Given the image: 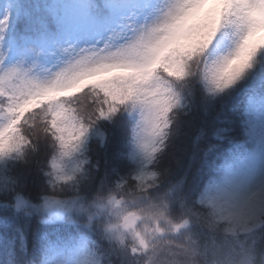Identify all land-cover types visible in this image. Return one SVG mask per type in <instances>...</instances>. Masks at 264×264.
Masks as SVG:
<instances>
[{"label":"snow or ice","instance_id":"1","mask_svg":"<svg viewBox=\"0 0 264 264\" xmlns=\"http://www.w3.org/2000/svg\"><path fill=\"white\" fill-rule=\"evenodd\" d=\"M226 25L239 34L235 48L206 63L210 46ZM261 51L264 0H169L160 18L138 30L126 45L85 53L54 79H32L16 69L0 74V157L32 144L27 129L44 114L46 130L59 148L52 163L55 181L70 180L66 158L80 150L97 119L129 102L143 109L139 139L153 155L171 126L173 81L184 79L190 65L199 61L214 88L223 91L253 66ZM85 95L90 96L86 107L81 101ZM155 178L156 173L144 172L110 191L101 190L92 201L74 202L68 209L71 220H87L89 237L107 235L115 241L112 251L120 264H144L145 258L153 264H207V248L191 236L178 239L171 230L174 217L167 201L151 191ZM209 203L217 220L229 222L227 231L247 232L248 221L264 209V192L242 196L219 191ZM218 255L227 264H264V234L242 236ZM79 264H88L87 257Z\"/></svg>","mask_w":264,"mask_h":264},{"label":"trees","instance_id":"2","mask_svg":"<svg viewBox=\"0 0 264 264\" xmlns=\"http://www.w3.org/2000/svg\"><path fill=\"white\" fill-rule=\"evenodd\" d=\"M122 1L124 0H87L92 9L99 7L102 11L109 10L111 15L118 12L120 8L118 3H122ZM46 6L51 7V11H46ZM71 8L73 7L70 0H9L7 17L2 23L0 22L1 49H7L9 56H11L9 54V50H11L14 52V58L21 57L30 63H41L43 60L48 59L50 47L56 45L61 47L55 32L53 33V24L59 16L68 17L71 13ZM95 11L97 10L91 12ZM224 36L225 34H223L221 29L213 42H221ZM11 38L29 44L17 47ZM201 75L202 67L200 62L197 61L190 65L188 75L184 79L175 80L170 85L175 102L171 115V126L166 132L160 150L156 153L151 164L148 163L149 169L150 167L152 168L150 172L156 173L157 178L159 175L162 177V174L167 175L170 172L169 169L158 174V167L166 162L169 155L173 157L178 147L184 145V148H187L189 146L188 151L195 144H198L202 149L209 147V140L211 138L214 139L212 136L210 138L207 133L212 127L210 121L219 111L222 112V119L229 124H224L226 129L229 130L228 135L240 138L233 140H240L243 143L242 146L235 147V151L238 153H241V150L247 151L245 147L248 137L247 127L252 124V118L264 108V51L258 54L250 69L223 91L210 89ZM250 99H252L253 105L249 106L247 101ZM89 100L90 97L88 98ZM211 105V111L205 117L204 111ZM141 109L142 107L138 103L129 102L122 105L118 111L109 115L108 119L105 118V120L107 119L105 125L108 128V140L113 145L112 151L114 153L116 150L119 153L117 168H119L120 162H130L137 155L132 143L125 144V141V143L122 142L123 139L121 141L119 139L125 133H127L126 139L132 136L135 130V121H138ZM233 119L234 121L231 122ZM39 122L40 125L45 124L42 114H40L38 120H35V127L29 125L27 129V134L31 136L33 143L27 145L22 152H18L15 156L3 159L6 162L4 163L11 167L15 162L19 165L21 157H27V165L34 172V181L39 179L41 171L44 177H47L48 170L45 169V166L52 157V145L55 144L47 130L38 127ZM183 130L188 132L187 141L179 138L180 132ZM199 134L202 136L196 143L188 142V139L191 142H195L196 136ZM175 139L180 140V142L182 140V142L173 143ZM171 146H173L172 153L170 152ZM89 154L88 152L87 158ZM228 160H231V158ZM188 164L187 162V165H185L186 169L189 166ZM43 167L44 169L42 170ZM197 167L198 162H195L189 171V186L197 182V179H194ZM48 168H51V164ZM146 172H148V169ZM117 173L116 169L112 172L113 175ZM34 191H37V189ZM8 231L10 229H5V233ZM3 233V231H0V239ZM258 234H264V228ZM6 235L8 240L13 238V233H7ZM2 261L3 259L0 255V264Z\"/></svg>","mask_w":264,"mask_h":264},{"label":"rangeland","instance_id":"3","mask_svg":"<svg viewBox=\"0 0 264 264\" xmlns=\"http://www.w3.org/2000/svg\"><path fill=\"white\" fill-rule=\"evenodd\" d=\"M168 2L169 0H147L144 3H141L142 5L130 9L126 14H124L118 21L114 22L111 26H109L110 23H107L102 27H94L90 24H85L83 27L88 33L85 34L84 36V42L82 44L77 45L75 50L69 51L67 53V55L65 56L67 59L65 60L64 63H61L58 66L51 68L47 73H45L43 77L36 80L48 81L54 79L59 73L63 72L72 63L80 59L81 56L84 55L85 53H89L93 51H115L118 48L123 47L128 42H130L133 36L137 34L138 30L142 29L145 25H151L156 22L160 18L161 13ZM232 50H233L232 48H228L224 52H217L215 54V58L213 61L228 55ZM3 119L4 116L2 114V119H0V122H2ZM257 120H258V126L264 127V113L262 117L257 118ZM233 121L234 119L231 120V122ZM225 124L229 125L228 122H225ZM188 131H190V129H188ZM180 133L181 135L179 136V138L184 141H187L188 132L183 130ZM175 142L178 143L180 142V140L175 139L173 143ZM188 142L193 143L191 142L190 139H188ZM188 149L189 146L187 148H184V145L178 147L173 157L172 155H169L167 157L168 159L166 160V162L163 165L161 164L159 165L158 174L170 169V172L167 175L162 174V178H158L159 182L163 178L165 179L167 176L169 177L166 178V180L169 181L172 178V176L176 174L177 170H180L182 168V166L187 162L185 160L186 157L188 158L191 154L189 153L187 155ZM172 150H173V146H171V150H170L171 153ZM108 155L109 157L107 158V162L104 163L103 166L109 167L110 168V169L108 168L109 172H114L115 169H117L118 167L117 161H118L119 153L116 152L115 150V152L113 153L112 151L111 154V150H110L108 152ZM147 156L148 154L144 153L141 154L139 158L144 159ZM100 158L101 159L98 160L96 164L106 160L103 159L102 153L100 154ZM24 159L19 167L18 181H16V178L13 179L14 180L13 182L11 181L10 187L16 186L15 188L16 192L21 193L23 192V190H25L26 186L27 187L29 186L33 190L37 189V191H33V192H40L43 190L44 192H48L52 195L61 196L66 194L65 184H61L56 187H50L46 184V182L43 181L41 176H39L38 180L34 181V177H33L34 172H32L31 169L28 167L27 165L28 161H25ZM196 159L197 156L193 154L188 159V161L192 162L195 161ZM173 161L174 164L172 165ZM199 171H204V165L200 167ZM120 172L123 173V171ZM123 177H126L125 182L133 181L132 176H130L127 173ZM197 177H199V175H197L196 178ZM114 178L115 177L113 176V179ZM53 180L55 181L54 178ZM121 180L120 179L116 180L115 182L116 185L118 183L121 184ZM150 183L152 184V182ZM197 186L198 185H196V188ZM184 188H185V179L183 178V180H181L178 184L170 187L168 191L160 192L159 197L158 196L155 197L158 200L163 199L167 201V206L171 214L172 205L177 204L179 200L183 197L182 196L183 194H181V192L184 191ZM219 191H229V192L237 191L242 196H250L254 193L264 192V143H263V153L261 155L258 156L251 155L248 158L244 159L242 161V165L236 171H232L228 173V176L224 184L216 183L210 188L208 192V200L205 198H199L200 205L204 206V203H206L211 207L210 213L212 215H214V212L212 209V205L209 203V200ZM185 192H186L185 200H183L182 206L180 207L182 209V213L176 219L188 218L191 221V223L189 227L183 229L181 233L178 235L177 238L181 240L187 234H190L191 237L194 238L195 234L192 231L195 230L196 227H200L204 229L202 227L203 223L200 222V218L204 221L205 218L208 219L211 217L209 213L200 216V214L196 213V210L193 209L194 206L188 202L187 195H189V193H193V187L189 190L186 189ZM208 222L209 223L211 222L210 229H206V230H210L213 231V233L219 234V235L215 234L218 240L223 238L224 230H225L224 232L225 235L232 237V242H221V244L218 247V250H220L234 244L240 237L245 235H250L254 233L257 229H259L264 223V209H258L254 218L248 221L247 232L227 231L229 227V222L217 220L215 218V215L213 216V218L211 217L210 220H208ZM240 227L243 228L244 225H240ZM105 238L110 239L107 235H105ZM234 239H236V241H233ZM110 240H111L110 243L106 244L105 249L109 250V253L111 254V260L107 262L112 263V258L116 257L115 255H113V251H112L113 247L115 246V241H113L112 239ZM218 250L214 252L213 256L218 255ZM211 257H207V261ZM58 264H62V262H59ZM118 264H120V261L118 262Z\"/></svg>","mask_w":264,"mask_h":264},{"label":"clouds","instance_id":"4","mask_svg":"<svg viewBox=\"0 0 264 264\" xmlns=\"http://www.w3.org/2000/svg\"><path fill=\"white\" fill-rule=\"evenodd\" d=\"M190 223H191V221L188 218H184V219L174 218L173 222H172L171 230L180 234L183 229L190 226ZM176 225H179V228H177ZM190 236H191L190 234H187L184 236V238L182 240L187 241L188 237H190ZM144 264H153V261L149 258H145ZM207 264H227V261H226L225 257L220 256V255H216V256L211 257L207 261Z\"/></svg>","mask_w":264,"mask_h":264}]
</instances>
